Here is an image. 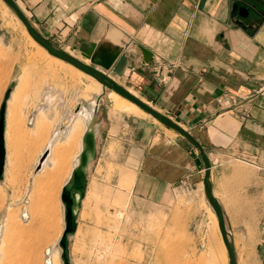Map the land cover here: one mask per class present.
Here are the masks:
<instances>
[{
	"label": "crops",
	"instance_id": "obj_1",
	"mask_svg": "<svg viewBox=\"0 0 264 264\" xmlns=\"http://www.w3.org/2000/svg\"><path fill=\"white\" fill-rule=\"evenodd\" d=\"M13 1L41 36L84 64L89 62L83 50L102 40L107 29L121 34L128 68L121 78L109 76L142 95L202 146L236 264H264V0L251 30L230 20L233 0ZM141 48L152 54L149 66L142 63ZM157 69L168 76L166 83L159 82ZM5 96L6 84L0 90V97ZM10 103L9 98L0 178V264H23L18 242L24 239V211L27 224L41 226L33 228L36 240L54 239V226L63 219L62 189L81 149L67 150L60 146L63 141L51 140L54 129L47 140L48 131L36 128L33 105L16 108L10 117ZM40 106H48L47 101ZM79 110L76 104L60 112L56 129L73 121ZM146 123L145 163L138 174L144 200L151 201L155 187L190 190L194 201L208 209L198 151L175 132ZM46 151L48 157L37 170ZM147 161L156 163L149 166ZM201 216L207 217L205 209ZM5 241L9 244L3 247Z\"/></svg>",
	"mask_w": 264,
	"mask_h": 264
},
{
	"label": "rangeland",
	"instance_id": "obj_2",
	"mask_svg": "<svg viewBox=\"0 0 264 264\" xmlns=\"http://www.w3.org/2000/svg\"><path fill=\"white\" fill-rule=\"evenodd\" d=\"M52 43L66 52V48ZM5 84L6 94L11 99L10 117L15 116L16 108L20 111L22 107L33 105L34 117L37 115L39 119L36 128L48 131L47 140L52 131L63 130L56 129L61 122L60 112L80 104L79 112L85 110L91 115L88 122L84 119L82 125L73 130L77 116L73 121L66 120V136L57 141L58 144L63 141L60 146H66L67 150H80L85 127L92 124L96 130V154L88 169L86 195L76 215L77 231L69 242L72 264H228L208 205L207 209L202 201L201 205L196 203L190 190L176 193L174 188L155 187L151 201L142 196V180L138 179V174L142 175L145 163L142 158L147 134L144 130L149 124L146 122L159 129L166 128L148 115L134 112L117 95L106 91L97 106L101 87L71 71L65 63L59 64L48 54L44 56L40 47L31 43L14 14L0 1V90ZM15 88L19 90L14 92ZM122 88L157 109L142 95L125 86ZM12 94L16 95L12 97ZM0 100L4 102L3 97ZM43 100L48 106L37 107ZM49 115L53 116L52 120ZM34 117L30 118V124L34 123ZM56 139L51 137V140ZM155 163L147 161L149 166ZM203 209L206 218L201 216ZM25 211L22 217L24 239L18 242L22 246L23 264H46L49 250L53 252L52 257L49 255L52 264H61L58 243L64 230L63 219L54 226L53 240H36L33 228L41 226L27 224ZM7 242L3 247L9 244ZM1 253L9 256L5 248Z\"/></svg>",
	"mask_w": 264,
	"mask_h": 264
},
{
	"label": "water",
	"instance_id": "obj_3",
	"mask_svg": "<svg viewBox=\"0 0 264 264\" xmlns=\"http://www.w3.org/2000/svg\"><path fill=\"white\" fill-rule=\"evenodd\" d=\"M1 2L14 14L17 20L26 30L28 36L47 54L65 64H68L76 70L82 72L86 76L94 79L101 86V94L96 98L98 105L106 90L114 92L116 95L122 97L128 102L137 106L141 111L153 118L157 123L177 133L182 138L186 139L189 144L194 147L203 162L205 168V175L203 179L204 196L207 204L212 210L218 223V230L226 249L228 264H236V259L233 254L230 236L225 228L224 215L222 209L216 199L212 195V186L209 181L210 164L202 149V146L195 140V138L176 124L174 121L159 113L151 106L145 104L137 97L133 96L127 90L118 85L109 74H113L121 78L127 67L128 59L123 55L126 43L122 40L121 34L113 32L109 29L102 40L96 45L83 50V57L89 62L84 64L77 60L70 54L57 48L51 41L41 36L30 24L27 17L20 10L13 0H1ZM262 6L261 0H233L230 9V20L235 26L243 30H251L257 21L259 8ZM257 23V22H256ZM142 63L144 66H149L152 61V54L141 48ZM9 94H6L4 102L0 107V178L4 168L5 150H4V116L6 109V102ZM96 113V111L94 112ZM49 152H44L41 156L37 170L48 157ZM96 154V130L93 126L88 125L82 139L81 151L77 157V163L70 178L61 193V204L63 206V223L64 230L59 240L58 246L60 249L61 264H71L69 258V242L77 231L76 215L79 210L80 203L85 198V191L87 185V173L91 162L94 160Z\"/></svg>",
	"mask_w": 264,
	"mask_h": 264
},
{
	"label": "bare ground",
	"instance_id": "obj_4",
	"mask_svg": "<svg viewBox=\"0 0 264 264\" xmlns=\"http://www.w3.org/2000/svg\"><path fill=\"white\" fill-rule=\"evenodd\" d=\"M1 1V0H0ZM25 33H26V35L28 36V34H27V32H26V30H25ZM28 38L30 39V41H31V43H33V45L35 44V45H37L29 36H28ZM38 46V45H37ZM39 47V46H38ZM40 50H41V52H42V54L45 56V55H47V52L44 50V49H42L41 47H40ZM51 57V56H50ZM53 58V57H52ZM53 60H55V61H57V62H59V64L61 63V64H64L62 61H59V60H57V59H55V58H53ZM86 61V60H85ZM67 67H69L70 69H71V71L73 70L74 72H76L78 75H85V74H83L82 72H80V71H78V70H76L75 68H73L72 66H70V65H68V64H65ZM86 76V75H85ZM88 77V76H87ZM90 78V77H89ZM90 80H92V78H90ZM92 81H94L97 85H98V87H101L94 79L92 80ZM93 87V86H92ZM91 87V88H92ZM97 87V88H98ZM96 88V89H97ZM17 88H15V90H16ZM100 89V88H99ZM19 89H17V91H18ZM88 91V90H87ZM91 91V90H90ZM106 92H107V94L109 93L110 95L111 94H115L114 92H112V91H110V90H106ZM131 93V92H130ZM132 94V93H131ZM116 95V94H115ZM118 96V95H117ZM134 96H135V94H134ZM119 97V99L121 98L126 104H128L130 107H131V109H133L134 110V112L136 111V112H138V113H140V115H142V116H144V115H147L146 113H144L143 111H141L137 106H135L134 104H132V103H130V102H128L127 100H125V99H123L122 97H120V96H118ZM86 98V97H85ZM114 98V97H113ZM138 98V97H137ZM118 99V100H119ZM120 101V100H119ZM95 103V102H94ZM93 104V103H92ZM91 104V105H92ZM96 104V103H95ZM96 106V105H95ZM98 106V105H97ZM129 113V112H128ZM77 118L74 120V123H73V125H72V129L71 130H73V129H77L78 128V126L81 124V122L83 121L84 122V119H87V122L91 119V115L89 114V113H87L85 110L84 111H80V112H78L77 113ZM150 117V116H149ZM153 119V118H152ZM39 120V119H38ZM40 120H42V119H40ZM153 121H155L154 119H153ZM38 122V121H37ZM40 122V121H39ZM82 122V123H83ZM155 122H157V121H155ZM82 125V124H81ZM91 126H92V124H90ZM86 126H87V123H86ZM83 128V127H82ZM85 129H86V127H85ZM76 131V130H75ZM84 132H85V130H84ZM73 134H74V131H73ZM75 134H76V132H75ZM65 136H66V134H65ZM75 136V135H74ZM73 136V137H74ZM65 138V137H64ZM72 140H73V138H72ZM75 140V139H74ZM69 144V143H68ZM71 144H73L72 142H71ZM68 147H69V145H67ZM74 146V145H73ZM80 151V150H79ZM79 155V154H78ZM78 155L76 156V163L78 162L77 161V157H78ZM75 166H76V164H75ZM205 199V198H204ZM205 202H206V199H205ZM206 204H207V202H206ZM208 205V204H207ZM208 207H209V205H208ZM209 209H210V207H209ZM210 212H211V215H212V217H213V220H214V225H215V228L218 230V223H217V220H216V217H215V215L213 214V212H212V210L210 209ZM218 232H219V230H218ZM76 234V233H75ZM220 234V233H219ZM222 241V240H221ZM223 244V243H222ZM226 253V252H225ZM47 254L48 255H50L51 257H52V253H50V251H48L47 252ZM227 254V253H226ZM49 256V257H50ZM51 257H50V259H47L46 261H47V264H52V259H51ZM50 261V262H49Z\"/></svg>",
	"mask_w": 264,
	"mask_h": 264
},
{
	"label": "built area",
	"instance_id": "obj_5",
	"mask_svg": "<svg viewBox=\"0 0 264 264\" xmlns=\"http://www.w3.org/2000/svg\"><path fill=\"white\" fill-rule=\"evenodd\" d=\"M160 73H161V70H160V69H157L155 75L157 76V75H159ZM167 79H168V76H167V75L162 76V75L160 74V78H159V76H158V80H159L160 83H166ZM62 131H63V132H62ZM62 131H61V132H57V131H56V132L53 134V137H54V138H57V140H59L60 137L63 136V135L65 134L64 128H63ZM48 258H49V255L47 254V259H48ZM46 264H47V262H46Z\"/></svg>",
	"mask_w": 264,
	"mask_h": 264
}]
</instances>
